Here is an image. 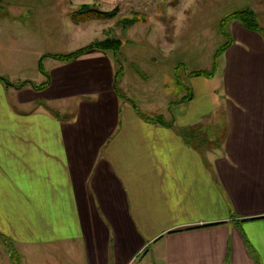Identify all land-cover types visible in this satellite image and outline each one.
Wrapping results in <instances>:
<instances>
[{
	"label": "crops",
	"instance_id": "crops-1",
	"mask_svg": "<svg viewBox=\"0 0 264 264\" xmlns=\"http://www.w3.org/2000/svg\"><path fill=\"white\" fill-rule=\"evenodd\" d=\"M12 4L0 6L7 79L6 66L43 54L45 27L55 36L46 15L70 14L60 0H22V16ZM229 32L216 75L192 77V99L166 115L124 93L125 68L120 93L166 125L117 94L110 51L53 58L41 91L0 80L9 264H264V36L239 22Z\"/></svg>",
	"mask_w": 264,
	"mask_h": 264
},
{
	"label": "rangeland",
	"instance_id": "rangeland-1",
	"mask_svg": "<svg viewBox=\"0 0 264 264\" xmlns=\"http://www.w3.org/2000/svg\"><path fill=\"white\" fill-rule=\"evenodd\" d=\"M3 1L0 6H4L6 0ZM11 1L14 2V15L20 13L22 16V0ZM70 1L60 0L63 7L69 6L67 16L83 5L104 12L118 8L119 13L111 19H95L79 25L65 14L46 15V22L55 27V36L51 38L45 27L44 35L41 33L43 36L39 34L36 38L42 43L43 54L28 63L15 62L12 68L6 66L11 78L8 80L41 83L45 76L40 63L48 71L56 63L50 54H69L93 41L119 39L123 45L120 55L126 68L122 90L127 96L137 98L138 104L150 116L166 115L169 101H178L187 95L186 87L191 86L192 77L183 67L190 72L212 68L217 50L226 41L221 33V21L227 14L250 7L264 27V0H77L74 4ZM38 16L40 21L43 14ZM135 18L138 22L130 28L119 25ZM34 32L31 30V35ZM35 53L31 52L32 55ZM0 64L4 66V63ZM179 66L183 67L179 69ZM177 79H182L184 87L178 85ZM0 264H9L4 249H0Z\"/></svg>",
	"mask_w": 264,
	"mask_h": 264
},
{
	"label": "trees",
	"instance_id": "trees-1",
	"mask_svg": "<svg viewBox=\"0 0 264 264\" xmlns=\"http://www.w3.org/2000/svg\"><path fill=\"white\" fill-rule=\"evenodd\" d=\"M118 13H119L118 8H116L110 12H104V11H100L97 8L90 6V5H83V6L79 7V9H77L76 11L71 13L70 17L75 23L80 24V23H85V22L95 20V19H111V18L116 17ZM136 21H137V19L135 18V20H131L128 22H124V21L120 22L119 25H122L125 28H128V27L130 28L131 26L136 24ZM233 22H239L246 29L258 32L264 36V27L260 25L259 20H258V15L252 8H245L243 10H239V11H236L233 13H229L221 21V33L224 36L226 41L217 50V52L214 56L212 68L210 70H200V71H192V72L188 71L183 66H181V67L179 66L177 68L180 69L183 67V69L186 71V73L189 77H199V76H205V77H209V78L214 77L216 75L218 69H219L220 57L223 55V53L229 48V46L232 43V37H231V34L229 32L228 27ZM121 48H122L121 40L113 39V38H106L104 40L93 41L92 43H90V44H88V45H86V46H84V47H82V48H80L74 52H71L69 54H57V55H49V56L52 58H55L59 61H62V62H71L74 59H76L78 56H80L81 54H84L90 50H102V51L112 52L114 55V58H115V63H116L115 90H116L117 94L121 98H123L124 100L129 101L133 105V107L137 111V113L142 118H144L145 120L155 122V123H159L162 125H166V122H164V120L160 117L151 118V117L144 115L141 112V110L138 108L137 104L133 100H131L130 98H128V97H126L120 93L118 85H119V81L121 80V78L123 77L124 72H125V67H124V64H123L121 56H120ZM39 67H40L41 72L45 76V81L43 83L37 85L32 81H25V82L21 83L20 85H18V87L21 88V87H24L26 85H30L33 88H35L36 90H40V91L48 88L50 83H51V76L43 68V65L41 63L39 65ZM0 80L2 82H4L7 86L13 85L5 77L0 76ZM178 80H179V84L184 87V82L182 81V79H178ZM13 86H17V85H13ZM192 97H193V94H192V91H190V94L187 98L181 99L180 101H176V102L172 103V105L170 106L171 110H172V108H174L178 104H181V103L186 102V101H190L192 99ZM169 127H172V124H170Z\"/></svg>",
	"mask_w": 264,
	"mask_h": 264
}]
</instances>
